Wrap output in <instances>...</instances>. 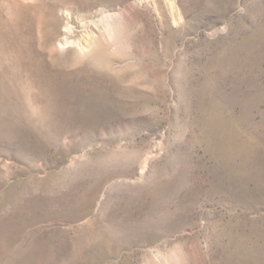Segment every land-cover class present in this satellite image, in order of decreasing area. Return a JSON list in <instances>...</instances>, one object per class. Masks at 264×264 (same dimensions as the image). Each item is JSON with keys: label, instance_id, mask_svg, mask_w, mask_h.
I'll return each mask as SVG.
<instances>
[{"label": "rangeland", "instance_id": "1", "mask_svg": "<svg viewBox=\"0 0 264 264\" xmlns=\"http://www.w3.org/2000/svg\"><path fill=\"white\" fill-rule=\"evenodd\" d=\"M0 264H264V0H0Z\"/></svg>", "mask_w": 264, "mask_h": 264}, {"label": "bare ground", "instance_id": "2", "mask_svg": "<svg viewBox=\"0 0 264 264\" xmlns=\"http://www.w3.org/2000/svg\"><path fill=\"white\" fill-rule=\"evenodd\" d=\"M67 30H70V28H67Z\"/></svg>", "mask_w": 264, "mask_h": 264}]
</instances>
